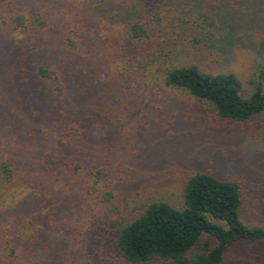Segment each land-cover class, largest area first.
<instances>
[{
    "label": "trees",
    "instance_id": "trees-1",
    "mask_svg": "<svg viewBox=\"0 0 264 264\" xmlns=\"http://www.w3.org/2000/svg\"><path fill=\"white\" fill-rule=\"evenodd\" d=\"M242 1L247 3L245 7L252 9L261 3L264 7V0ZM216 3L212 0H134L131 3L99 0L93 8L85 5L74 11L72 6L75 24L68 26L60 36L63 50L53 49L50 43L44 45L45 38L54 39L55 28L43 12L32 11L30 18L19 11L0 15L8 33L24 35L21 40L24 47H32L39 53L47 46L51 48L53 57L35 68L36 75L44 83L38 86L39 97L43 100L40 103L42 112L58 128L56 134L60 135L52 138L48 135V138L52 139L54 149L82 155L84 166L85 162L90 163L82 174L86 181L91 179L90 184L80 185L81 192L73 190L76 195L70 192L66 198L56 200L55 208L50 206L46 214L38 216L45 224L57 215L58 223L63 226L66 218L77 219V227L76 223L69 225L63 235L67 231L72 238L69 241L71 252L75 251V240L83 241L76 257L79 258L78 264H247L240 257L228 261L226 257L239 244L264 243V227L248 225L241 218L242 214L264 217V182L248 183L242 177L229 175L212 159L201 157L182 164L188 167L186 169H194V173L185 180L181 206L151 202L125 223H107L98 216L99 212L107 213L108 202L115 198L110 187L109 169L97 164L98 160H105L102 148L107 147L101 143L102 137L96 136L95 140L89 134L96 126L97 113L103 111L101 105L96 107L93 97L104 87L96 84L98 64L121 60L133 69L146 70L160 58L157 57L158 51L164 54L161 56L163 60L171 59L172 50L191 46L197 59L206 61L209 56H214L230 66L236 57L235 48L250 30L259 28L264 33V20L257 23L259 27L252 21L251 24L234 20V15L216 12ZM97 20L126 26L125 36H104ZM2 34L0 69H16L17 49L14 44L17 41ZM253 52L259 63L260 79L253 81L251 88L243 87L233 72L209 73L196 64L183 61L179 65H167L161 61V67L165 66L162 68L164 83L191 95L198 110L214 129H248L262 134L264 36L253 43ZM7 55L13 58L11 63H7ZM24 79L28 83L24 86L26 90L18 93L15 88L17 95L13 100L8 102L5 99L6 92L0 95V112L10 114L9 124L14 125L17 134L28 133L35 126L41 129L39 122L32 123V107L23 101L18 103V96L28 97L29 87H32L30 80ZM70 79L72 83L78 79L94 82L91 92L83 93L78 87L79 91L70 95L67 84ZM107 88L112 92L111 86ZM3 153L0 151V162ZM78 156L73 157L78 159ZM64 162L69 168H82L72 159ZM2 165L8 175L12 174L10 163L4 160ZM52 210L56 213L52 214ZM44 233L45 230L41 236ZM77 234L81 236L77 237ZM206 237L213 238L214 242L210 243L204 239ZM43 241H35L32 248L38 244L45 247ZM6 243L0 236V264L6 262L3 250ZM67 248V244H63L62 249L52 251L55 262L61 253L67 252Z\"/></svg>",
    "mask_w": 264,
    "mask_h": 264
},
{
    "label": "rangeland",
    "instance_id": "rangeland-1",
    "mask_svg": "<svg viewBox=\"0 0 264 264\" xmlns=\"http://www.w3.org/2000/svg\"><path fill=\"white\" fill-rule=\"evenodd\" d=\"M98 1L0 0V15L19 11L30 18L32 11L43 12L54 26L56 37L52 40L45 38L44 45L50 43L53 49L63 50L59 43L60 36L68 26L75 24L71 7L75 8L74 11L85 5L93 8ZM115 1L131 3L134 0ZM212 1H217L216 12L234 15V20L252 21L256 27L264 20L262 3L252 9L245 7L247 3L242 0ZM97 23L102 27L104 36H125L127 27L122 24L105 20H97ZM1 32L17 41L14 44L17 66L16 69H0V95L6 92L5 99L10 102L17 95L14 89H18V93L26 90L24 86L28 83L24 78L29 79L32 87H29L28 97L18 96L17 99L18 103L23 101L32 107V110L29 108L32 123L37 121L41 127L38 129L35 126L28 133L22 131L17 134L14 125L9 124L10 114L0 112V151L5 152L0 162V236L8 242L3 247L5 264H78L79 258L76 257L83 241L75 240V251L71 252L69 241L72 238L67 231L63 235L69 225L76 223L77 227V219L66 218L63 226L58 223L57 215L45 224L38 216L46 214L50 206L55 208L56 200L66 198L73 190L81 192L82 186L90 184L91 179L86 181V176L82 175L90 163L85 162L84 166L82 155L79 154V157L70 155L66 149H54L51 138L60 135L56 134L58 128L42 112L40 103L43 100L39 97L41 91L38 86L44 83L35 73L36 67L53 57L51 48L47 46L39 53L37 49L27 45L24 47L21 41L24 35L20 32L8 33L7 27L0 21ZM261 36L264 33L259 28L250 30L241 39L243 42L239 47L235 48L236 57L230 66L214 56H209L206 61L197 59L191 46L172 50L171 59L163 60L161 56L164 54L158 51L157 57L160 58L146 70L133 69L121 60L98 64L96 84L104 87L101 93L97 92L93 97L96 107L101 105L104 116L97 113L96 126L89 134L95 140L96 136L105 140L101 141L107 147L102 148L105 160L98 156L100 162L97 164L109 169L110 187L115 192V198L106 206L107 213L99 212V217L107 223H125L151 202L181 206L185 180L190 173H194V169H186L188 167L182 164L196 157L212 159L226 173L242 177L248 183L264 182V133L257 134L248 129H214L198 110L191 95L164 83L162 68L165 66L161 67L162 62L179 65L183 61L196 64L209 73L233 72L240 78L243 87L251 88L252 82L260 79L253 43ZM28 44H32L30 40ZM6 61L11 63L13 58L7 55ZM19 80H22L21 84ZM67 84L70 95L79 90L89 94L94 82L78 79L72 83L70 79ZM106 85L112 87V92ZM2 123L5 125L2 126ZM48 135H51L50 139ZM73 156H78V159ZM68 159L79 162L82 168L67 167L64 161ZM4 160L10 163L12 174L4 171ZM53 213L56 212L52 210ZM241 218L248 225L264 227V217L242 214ZM44 230L46 233L41 236ZM80 236L77 234V237ZM204 239L214 242L213 238ZM41 240L46 246L41 248L38 244L37 249H33L34 242L40 243ZM63 244H67V252L61 253L55 262L52 251L62 249ZM236 257L244 259L247 264H264V243L239 244L231 249L226 259Z\"/></svg>",
    "mask_w": 264,
    "mask_h": 264
}]
</instances>
